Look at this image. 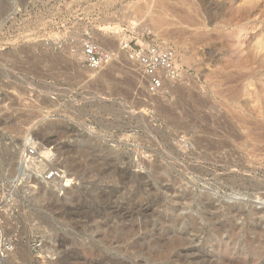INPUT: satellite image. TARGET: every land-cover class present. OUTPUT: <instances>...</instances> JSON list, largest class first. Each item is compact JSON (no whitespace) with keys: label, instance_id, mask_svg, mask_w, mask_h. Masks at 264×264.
Wrapping results in <instances>:
<instances>
[{"label":"rangeland","instance_id":"obj_1","mask_svg":"<svg viewBox=\"0 0 264 264\" xmlns=\"http://www.w3.org/2000/svg\"><path fill=\"white\" fill-rule=\"evenodd\" d=\"M0 87L4 264H264V0H0Z\"/></svg>","mask_w":264,"mask_h":264},{"label":"built area","instance_id":"obj_2","mask_svg":"<svg viewBox=\"0 0 264 264\" xmlns=\"http://www.w3.org/2000/svg\"><path fill=\"white\" fill-rule=\"evenodd\" d=\"M124 49L128 50L140 65L150 93L159 92L165 87L167 81H173L180 77L173 49L163 48L156 41H150L147 45L135 48L125 43ZM82 51L84 65L91 70H99L114 60L112 51L104 49L92 40L84 41ZM2 96L3 91L0 87V103ZM35 155L34 148L25 151L22 156L23 163L32 162ZM54 174L52 172L47 178ZM14 202V193L10 188L3 187L0 190V264H4L8 255L14 250L15 241L8 235L4 226V217L14 215ZM39 258L42 264H50L49 257L40 256Z\"/></svg>","mask_w":264,"mask_h":264},{"label":"bare ground","instance_id":"obj_3","mask_svg":"<svg viewBox=\"0 0 264 264\" xmlns=\"http://www.w3.org/2000/svg\"><path fill=\"white\" fill-rule=\"evenodd\" d=\"M158 22H159V21H158ZM135 23H136V22H135ZM159 23H160V22H159ZM120 48H121V47H120ZM119 50H120V51H119ZM117 51H119V52H117V53H119V54H121L120 52H122L121 49H119V48H118ZM115 52H116V51H115ZM115 52H114V53H115ZM116 55H117V54H116ZM114 56H115V55H114ZM43 160H44V159H43ZM48 164H49V163H48ZM43 168H44V167H43ZM44 169H45V168H44ZM61 175L63 176V178L66 177V174L62 173V174H58L59 178L61 177ZM43 178H44V177H43ZM62 180H63V179H62Z\"/></svg>","mask_w":264,"mask_h":264},{"label":"water","instance_id":"obj_4","mask_svg":"<svg viewBox=\"0 0 264 264\" xmlns=\"http://www.w3.org/2000/svg\"><path fill=\"white\" fill-rule=\"evenodd\" d=\"M226 198L228 199V200H234V199H238V198H236L235 196H233V195H228V196H226Z\"/></svg>","mask_w":264,"mask_h":264}]
</instances>
